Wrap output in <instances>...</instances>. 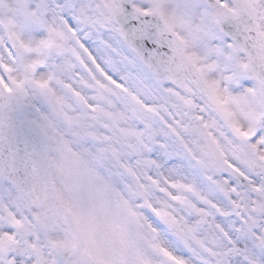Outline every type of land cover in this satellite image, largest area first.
I'll return each instance as SVG.
<instances>
[{
  "label": "snow or ice",
  "instance_id": "obj_1",
  "mask_svg": "<svg viewBox=\"0 0 264 264\" xmlns=\"http://www.w3.org/2000/svg\"><path fill=\"white\" fill-rule=\"evenodd\" d=\"M0 264H264V0H0Z\"/></svg>",
  "mask_w": 264,
  "mask_h": 264
}]
</instances>
